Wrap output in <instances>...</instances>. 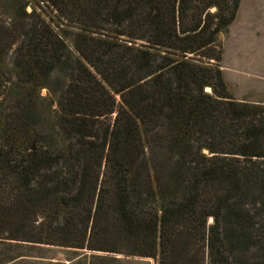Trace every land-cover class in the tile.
Masks as SVG:
<instances>
[{
  "label": "trees",
  "instance_id": "obj_1",
  "mask_svg": "<svg viewBox=\"0 0 264 264\" xmlns=\"http://www.w3.org/2000/svg\"><path fill=\"white\" fill-rule=\"evenodd\" d=\"M241 1L0 0V240L264 264V103L222 70Z\"/></svg>",
  "mask_w": 264,
  "mask_h": 264
},
{
  "label": "rangeland",
  "instance_id": "obj_2",
  "mask_svg": "<svg viewBox=\"0 0 264 264\" xmlns=\"http://www.w3.org/2000/svg\"><path fill=\"white\" fill-rule=\"evenodd\" d=\"M221 40L224 48V79L228 83L238 84L234 93L241 96L242 84L253 85L263 80L264 0H242L229 33L223 35ZM0 261L8 264H159L158 258L127 257L12 240H0Z\"/></svg>",
  "mask_w": 264,
  "mask_h": 264
},
{
  "label": "crops",
  "instance_id": "obj_3",
  "mask_svg": "<svg viewBox=\"0 0 264 264\" xmlns=\"http://www.w3.org/2000/svg\"><path fill=\"white\" fill-rule=\"evenodd\" d=\"M264 72V71H263ZM263 80H259L256 84H242L243 91L240 93L241 96L235 95L234 90L239 87L238 84L227 83L230 91L233 93L234 97L240 101L249 103H264V73L261 75ZM0 264H8L0 261Z\"/></svg>",
  "mask_w": 264,
  "mask_h": 264
},
{
  "label": "water",
  "instance_id": "obj_4",
  "mask_svg": "<svg viewBox=\"0 0 264 264\" xmlns=\"http://www.w3.org/2000/svg\"><path fill=\"white\" fill-rule=\"evenodd\" d=\"M223 35H220V38L222 37Z\"/></svg>",
  "mask_w": 264,
  "mask_h": 264
}]
</instances>
